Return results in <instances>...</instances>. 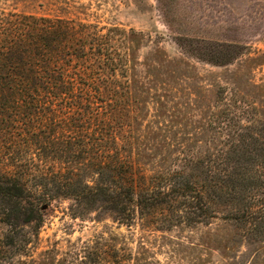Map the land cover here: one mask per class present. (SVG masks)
<instances>
[{
	"label": "rangeland",
	"instance_id": "rangeland-1",
	"mask_svg": "<svg viewBox=\"0 0 264 264\" xmlns=\"http://www.w3.org/2000/svg\"><path fill=\"white\" fill-rule=\"evenodd\" d=\"M26 17L47 26L45 48L61 41L42 61L63 92L19 130L0 111V177L28 185L38 216L25 223L0 197V264H264V230L247 236L234 220L241 204L208 218L168 175L164 202L132 220L72 196L99 182L97 145L154 150L138 156L153 185L182 148H228L241 130L248 150L263 143L264 0H0V25Z\"/></svg>",
	"mask_w": 264,
	"mask_h": 264
},
{
	"label": "trees",
	"instance_id": "trees-1",
	"mask_svg": "<svg viewBox=\"0 0 264 264\" xmlns=\"http://www.w3.org/2000/svg\"><path fill=\"white\" fill-rule=\"evenodd\" d=\"M31 20L32 18L26 17L25 22L19 23L18 29L14 26L12 28V20L0 25V111H12L14 119L12 123L18 128L17 130L22 121L29 122L30 125L34 122L30 111L40 113L51 110L49 104L44 101L45 98H60L59 92H63L60 90L62 85H53L43 79L47 63L45 66L43 65L45 61H42V58L47 56L45 51H58V44L61 41L53 42L54 45L45 48L42 44L46 33H49L47 26L44 23L40 26ZM50 22L47 20V25ZM58 24L59 26H55L56 29L65 26L62 21ZM32 30L37 31L36 36H32ZM68 33L63 32L62 35L68 36ZM39 79L41 84L32 85L34 80ZM245 131H247L246 126ZM238 132L239 138L233 137L228 148L208 149L206 153L203 150H196L195 153L193 149L182 148L180 151L182 156L173 155L176 165H180L179 169H169L164 175L161 173L151 177L155 180L153 185L148 183L147 177L145 178L141 173L143 165L138 156L147 151L152 157L154 150L139 149L134 153L130 145L124 147L118 144L117 147L97 145L95 147L100 150L92 154L91 159L99 161L95 168L100 175L99 182L94 185L85 183L81 190L77 189L72 196L79 204L92 199L94 202L101 201L118 217L132 220L137 209L140 213L148 214L151 212L148 210L164 202L157 203L160 199L155 198L154 195L158 192L160 195L167 194L166 189H160V186L163 185L161 179L168 175L169 182H172L173 178L176 180L175 184H172L176 198L184 199L182 203L186 205L198 199L199 208H202L201 204L204 202L207 206L205 214L208 218L213 217L211 205L225 201L241 204L239 206L241 214L234 216V220L247 228V236H257L264 230V191H257L260 187H264V141L258 143L255 149L248 150L244 139L248 136L243 130ZM123 149L129 154L124 155ZM84 150L88 151L87 148ZM259 169L263 174L259 173ZM169 195L172 196L171 193ZM30 196L25 182L12 177H0L2 205H6L8 211L12 210L13 213L26 214L25 223H31L38 218L37 205L29 202ZM45 199V202H48L53 197ZM18 214L20 213L14 217L16 218Z\"/></svg>",
	"mask_w": 264,
	"mask_h": 264
},
{
	"label": "water",
	"instance_id": "water-1",
	"mask_svg": "<svg viewBox=\"0 0 264 264\" xmlns=\"http://www.w3.org/2000/svg\"><path fill=\"white\" fill-rule=\"evenodd\" d=\"M45 209H46V207H45Z\"/></svg>",
	"mask_w": 264,
	"mask_h": 264
}]
</instances>
